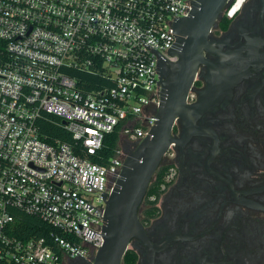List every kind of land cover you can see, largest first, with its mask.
Instances as JSON below:
<instances>
[{
  "label": "built area",
  "instance_id": "1",
  "mask_svg": "<svg viewBox=\"0 0 264 264\" xmlns=\"http://www.w3.org/2000/svg\"><path fill=\"white\" fill-rule=\"evenodd\" d=\"M191 9L192 0H0V264L93 262L104 242L102 191L112 192L124 158L120 145L108 164L88 155L116 130L129 140L149 134L160 58L177 59L174 20ZM43 121L64 127L81 152L49 143ZM21 213L46 235H19Z\"/></svg>",
  "mask_w": 264,
  "mask_h": 264
},
{
  "label": "flooded vegetation",
  "instance_id": "2",
  "mask_svg": "<svg viewBox=\"0 0 264 264\" xmlns=\"http://www.w3.org/2000/svg\"><path fill=\"white\" fill-rule=\"evenodd\" d=\"M212 39L205 56L224 67L199 65L189 103L218 96L203 95L192 126L175 120L174 136L189 137L170 146L139 209L146 240L159 243L152 264H264V0L223 15ZM138 141L120 140L124 161ZM146 240L132 239V264L151 263Z\"/></svg>",
  "mask_w": 264,
  "mask_h": 264
},
{
  "label": "water",
  "instance_id": "3",
  "mask_svg": "<svg viewBox=\"0 0 264 264\" xmlns=\"http://www.w3.org/2000/svg\"><path fill=\"white\" fill-rule=\"evenodd\" d=\"M231 2L232 0H192L189 15L177 17L174 20L173 32L176 40L169 47V53L177 59L175 61L166 59L155 48L163 56L159 61L161 97L156 123L149 134L138 141L136 150L126 157L112 192L107 194L102 191L101 198L106 201L103 234L88 229L86 235L91 237H94L95 233L102 235L103 245L95 254L93 262H88L82 254L77 252L89 264H123L132 239L145 238L146 240L145 230L139 217L141 204L170 146L173 143L181 146L182 139L189 137L187 128L182 138L174 136L175 120L182 118L187 125L192 126L191 115L194 116L202 110L204 94L207 92L206 95H209L211 99L218 96L216 88H213L209 93V89L205 91L197 103L190 104L188 101L200 64H208L222 72L224 65L218 61H210L205 53L211 48L213 31ZM228 79L232 78L226 77L225 80L228 82ZM215 82L214 77L213 83ZM212 86L211 83L209 87L212 88ZM86 207L96 208L89 204ZM149 245L152 249L150 263L152 264L155 258L153 248L159 246Z\"/></svg>",
  "mask_w": 264,
  "mask_h": 264
},
{
  "label": "trees",
  "instance_id": "4",
  "mask_svg": "<svg viewBox=\"0 0 264 264\" xmlns=\"http://www.w3.org/2000/svg\"><path fill=\"white\" fill-rule=\"evenodd\" d=\"M226 19V18H225ZM222 23H227L226 20L222 21ZM83 77L84 74H81ZM52 117L53 115H49ZM43 134H47L46 140L49 143H54L57 138L61 139L62 141L69 142L75 149L76 152L80 153V145L73 139L70 132H68L64 127L54 125L50 122L43 121L42 122V129ZM120 134L118 130L109 133L106 135L104 144L101 149H99L95 154H89L88 158H90L94 162H98L101 164H108L110 162V159L115 155L116 150L118 149L120 145ZM85 153L83 152L82 155ZM157 173V178H158ZM160 179V178H158ZM161 181V180H160ZM158 181H154L149 188L148 195L151 194L156 190V185L158 184ZM44 223L38 219L36 216L27 215L24 213H21L18 220V228H19V235H22L24 237H28L31 234H36L38 237L45 236V231H43L44 228H42V225ZM136 259L135 253L132 250H128L127 253L124 256V261L126 264H132L134 263Z\"/></svg>",
  "mask_w": 264,
  "mask_h": 264
},
{
  "label": "rangeland",
  "instance_id": "5",
  "mask_svg": "<svg viewBox=\"0 0 264 264\" xmlns=\"http://www.w3.org/2000/svg\"><path fill=\"white\" fill-rule=\"evenodd\" d=\"M122 139H125V137H123Z\"/></svg>",
  "mask_w": 264,
  "mask_h": 264
}]
</instances>
